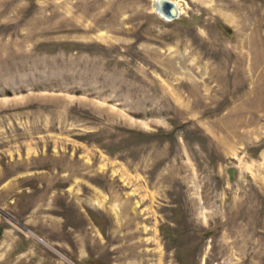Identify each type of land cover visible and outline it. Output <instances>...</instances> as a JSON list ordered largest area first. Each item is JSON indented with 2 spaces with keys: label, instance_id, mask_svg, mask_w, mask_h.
Returning <instances> with one entry per match:
<instances>
[{
  "label": "rangeland",
  "instance_id": "1",
  "mask_svg": "<svg viewBox=\"0 0 264 264\" xmlns=\"http://www.w3.org/2000/svg\"><path fill=\"white\" fill-rule=\"evenodd\" d=\"M170 1L0 0V264H264V0Z\"/></svg>",
  "mask_w": 264,
  "mask_h": 264
},
{
  "label": "water",
  "instance_id": "2",
  "mask_svg": "<svg viewBox=\"0 0 264 264\" xmlns=\"http://www.w3.org/2000/svg\"><path fill=\"white\" fill-rule=\"evenodd\" d=\"M159 3L161 5L162 10L165 12L163 15H165L166 18L174 19L178 16V14H175L174 10V4L170 0H159ZM228 174L229 180L233 178V169L231 167H228L226 170Z\"/></svg>",
  "mask_w": 264,
  "mask_h": 264
},
{
  "label": "bare ground",
  "instance_id": "3",
  "mask_svg": "<svg viewBox=\"0 0 264 264\" xmlns=\"http://www.w3.org/2000/svg\"><path fill=\"white\" fill-rule=\"evenodd\" d=\"M173 4H174V10H173V12L175 11V14H178L179 15L180 14V9L178 7V4L177 3H174V2H173ZM152 9L155 12V14H157L158 16L164 18L165 20H171L170 17L169 18H166L165 15H163L165 12L162 10L161 5L159 3V0H153V2H152Z\"/></svg>",
  "mask_w": 264,
  "mask_h": 264
}]
</instances>
